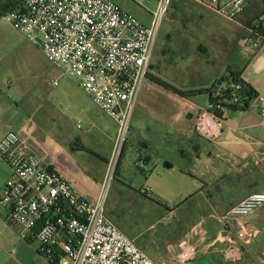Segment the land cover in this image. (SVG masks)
Listing matches in <instances>:
<instances>
[{"label": "built area", "instance_id": "obj_1", "mask_svg": "<svg viewBox=\"0 0 264 264\" xmlns=\"http://www.w3.org/2000/svg\"><path fill=\"white\" fill-rule=\"evenodd\" d=\"M123 1L19 0L2 14L57 69L52 84L63 76L75 79L117 123L104 179L89 196L30 148L27 142L33 138L27 133L10 131L0 139V157L12 171L0 193V202L8 209L7 222L24 228V239L30 235L38 239L45 255L56 264H159L108 219L106 206L139 94L149 79L158 36L174 0H153L156 5L148 10L149 23L122 6ZM130 1L143 7L152 0ZM196 1L235 22L248 4V0ZM247 29L249 35L241 39V45L247 50L258 48L259 40L264 41V15ZM230 87L232 101L241 108L244 104L238 91L242 85L232 81ZM255 100L260 103L264 128V99ZM216 112L207 108L196 115L195 130L207 139L221 134V121L229 114ZM140 166L149 169L146 162ZM263 204L264 192H254L233 205L224 220L246 218ZM238 228L242 239L253 231L245 221ZM207 241V230L200 221L178 242V264L195 260ZM225 243L223 256L232 262L240 260L241 245L232 239Z\"/></svg>", "mask_w": 264, "mask_h": 264}, {"label": "crops", "instance_id": "obj_2", "mask_svg": "<svg viewBox=\"0 0 264 264\" xmlns=\"http://www.w3.org/2000/svg\"><path fill=\"white\" fill-rule=\"evenodd\" d=\"M18 1L0 0V61L5 58L1 56V49L10 47L12 52L7 57L15 60L14 63L27 75L24 80L31 84L33 89L39 90L45 83H52V76L56 75L57 69L46 60L40 48L33 45L25 34L15 30L2 17L3 10ZM262 15L264 0H248L237 23L246 26L245 24L255 21ZM245 35H249L248 29H245L243 36ZM241 39L236 45L242 46ZM49 66L53 71L50 73L51 77L50 75L46 77L43 72L49 69ZM228 68L237 71L241 78L255 88L258 97L264 99L263 70L259 77L253 78L247 69L243 71L231 66ZM150 75L158 76L151 70ZM223 75L227 73L216 75L210 85ZM146 83L148 86L139 94L128 143L113 182L120 183L125 189L145 198V191L134 188V183L126 181L124 175L128 172L125 166L126 158L131 153L133 160L139 162L137 165L140 171H145L140 166L141 162H146L149 167L152 163H158L156 175L162 176L164 181L160 187L151 185L146 191L153 192L165 202L166 209L156 221L163 224V228L153 234L152 239H155L137 242L140 235L129 237L135 239L139 247L157 263L178 264L176 261L178 242L201 221L207 230L208 241L199 247L197 258L187 264H264V204L246 218L224 220L225 214L233 205L254 192H264V128L259 114L260 103L255 100L248 109L238 110L232 115L230 110L228 117L221 121V134L215 139H207L196 132L195 118L201 110L209 108L208 103L184 97L155 82L151 76ZM162 95L164 100H159ZM76 107L82 109L81 106ZM140 110H147L149 114L156 116V121L162 126L158 134H148L147 131L150 130L148 126L149 129L146 131H136L133 122ZM102 111L106 118L99 119L98 124L103 131L109 133L108 154L102 153L98 138L90 132L79 135L63 132L64 143L58 141L46 144L39 142L28 132L33 138L29 144L35 146L38 154L73 182L80 192L88 196L92 194L97 183L104 179L117 132L116 121L107 112ZM4 135L6 133L2 134L0 139ZM74 153L84 156L78 159ZM87 162H94L97 172L89 170ZM1 166L6 173L0 193L12 174L8 164L4 162ZM147 180L152 182V177L146 176L145 181ZM170 204L177 207H171ZM113 208L112 204L106 208L107 217L124 230L126 227L122 220L111 215L110 210ZM7 216L8 209L0 202V226H11L7 222ZM171 219L175 221L172 222ZM240 221H245L252 227V234L246 239L239 235ZM154 227L155 223L150 226ZM228 239L235 240L242 247L243 256L236 262L229 261L223 256L222 249ZM26 240L38 239L30 235ZM40 248H36L35 255L44 258L46 255L43 245ZM50 263L53 264L51 261Z\"/></svg>", "mask_w": 264, "mask_h": 264}, {"label": "rangeland", "instance_id": "obj_3", "mask_svg": "<svg viewBox=\"0 0 264 264\" xmlns=\"http://www.w3.org/2000/svg\"><path fill=\"white\" fill-rule=\"evenodd\" d=\"M199 1L206 4L210 2ZM120 4L145 23H149L148 10L154 9L156 2L152 0L143 7L130 0ZM242 24L204 8L195 1L185 0L181 4L174 0L158 36L151 65L152 73L184 90L208 87L216 75L226 74L229 66L243 71L247 69L253 78L259 77L262 70L264 71V41L259 40V47L251 50L236 45L252 22L245 24L246 26ZM11 52L8 46L1 49V56L5 58L0 61V136L10 131L23 135L29 132L39 142L46 144L58 141L64 143L63 132L73 135L90 132L98 138L102 153L108 154L109 133L103 131L98 124L99 119L105 120L106 115L79 87L76 80L63 76L57 85L47 82L42 89H33L24 80L27 75L14 63L15 60L7 57ZM48 68L43 72L46 77L53 71L52 67ZM54 77L56 76H52V80ZM147 86L145 83L143 88ZM192 99L209 104L208 94H198ZM159 100H164L163 95ZM76 106H81L82 109ZM152 107L157 109L155 105ZM133 125L136 131H146L149 127L147 133L151 135L158 134L162 128L156 121V116L149 114L147 110L138 111ZM29 142L27 143L30 148L35 150V146ZM74 156L81 159L84 155L74 153ZM134 161L132 154H128L125 161L128 172L124 174L127 183H134V188L143 192L150 189L151 185L160 187L164 180L162 176L156 175L159 164L152 163L149 170L140 171L137 165L139 162ZM4 162L0 157V187L6 173L1 166ZM87 163L89 170L97 172L94 162ZM146 176L152 177V182L150 178L145 181ZM112 184L106 207L112 204L114 208L110 210L111 215L122 220L126 227L123 231L128 236L140 235L137 242L155 239H152L153 234L163 228V224L156 221L165 211L166 203L163 205L146 196L140 197L122 187L120 183ZM170 206L177 207L175 204ZM171 221L174 222L175 219ZM153 223L155 227L150 228ZM5 226H0V264H51L47 256L36 257V248L42 247L39 240L24 239V228Z\"/></svg>", "mask_w": 264, "mask_h": 264}, {"label": "trees", "instance_id": "obj_4", "mask_svg": "<svg viewBox=\"0 0 264 264\" xmlns=\"http://www.w3.org/2000/svg\"><path fill=\"white\" fill-rule=\"evenodd\" d=\"M184 1L185 0H178V3L182 4L184 3ZM192 1H195L196 3L200 4L202 7L205 8V6L202 3L197 2L196 0H192ZM4 11L5 10H3V12ZM150 76L155 82L169 89H172L173 91H175L176 93L184 97H193L198 94H208L209 95V108L213 110H217L216 113L219 116L224 115L226 111H230V110H237V111L246 110L249 108L250 104L258 97V93L255 90V88L250 83H248L246 80L241 78L238 72L233 70L232 68H228L227 75H223L222 77L216 79L210 86L204 87V88L189 89V90H182L178 87H175L160 76L150 75L149 73V77ZM232 81L240 83L242 85V89L238 91V96L242 98L241 102L244 104L241 108H239L238 105L232 101L234 99L232 95V89L230 87V84ZM126 145L123 149V153L118 163L117 170L124 156ZM117 170L115 173V178L117 176ZM144 195L149 199H154L158 203L165 205V203L158 196L153 194V192L151 191H146ZM52 263L56 264L55 262H52Z\"/></svg>", "mask_w": 264, "mask_h": 264}, {"label": "water", "instance_id": "obj_5", "mask_svg": "<svg viewBox=\"0 0 264 264\" xmlns=\"http://www.w3.org/2000/svg\"><path fill=\"white\" fill-rule=\"evenodd\" d=\"M236 111H237V110H232L231 113H230V115H232V113H234V112H236Z\"/></svg>", "mask_w": 264, "mask_h": 264}]
</instances>
